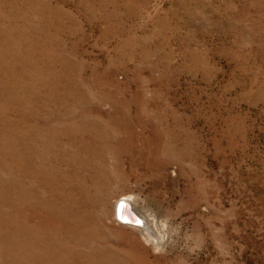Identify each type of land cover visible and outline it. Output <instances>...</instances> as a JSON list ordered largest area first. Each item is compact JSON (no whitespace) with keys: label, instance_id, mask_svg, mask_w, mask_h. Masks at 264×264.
Returning a JSON list of instances; mask_svg holds the SVG:
<instances>
[{"label":"rangeland","instance_id":"obj_1","mask_svg":"<svg viewBox=\"0 0 264 264\" xmlns=\"http://www.w3.org/2000/svg\"><path fill=\"white\" fill-rule=\"evenodd\" d=\"M46 187L83 208L47 264H264V0H0V264Z\"/></svg>","mask_w":264,"mask_h":264},{"label":"bare ground","instance_id":"obj_2","mask_svg":"<svg viewBox=\"0 0 264 264\" xmlns=\"http://www.w3.org/2000/svg\"><path fill=\"white\" fill-rule=\"evenodd\" d=\"M4 62V61H3ZM5 64V63H4ZM48 133V132H47ZM57 134V133H56ZM52 135V133H51ZM49 136V135H48ZM45 137V136H44ZM50 140V138H49ZM38 141V140H37ZM39 143V142H38ZM51 144V143H50ZM37 145V143H36ZM52 145V144H51ZM31 149V148H30ZM32 150V149H31ZM43 150V149H42ZM51 150V149H50ZM56 151V150H55ZM49 152V151H48ZM52 152V150H51ZM41 153V152H40ZM52 154H55L52 152ZM60 154V153H59ZM32 155V154H31ZM42 155V154H41ZM38 156V155H37ZM43 156V155H42ZM60 158V156H59ZM55 160V159H54ZM58 161V160H57ZM64 161V160H63ZM22 162V161H21ZM26 163V162H25ZM29 163V162H28ZM46 164V163H45ZM58 165V164H57ZM60 165V164H59ZM71 165V164H70ZM23 167V166H22ZM74 168V167H73ZM15 169V168H14ZM35 169V168H34ZM33 170V168H32ZM55 170V169H54ZM58 170V169H56ZM60 170V169H59ZM22 171V170H21ZM23 172V171H22ZM27 172V171H26ZM27 174V173H26ZM29 174V173H28ZM50 174V173H49ZM22 176V175H21ZM95 176V175H94ZM38 177V176H37ZM68 177V176H67ZM61 178V177H60ZM48 179V178H47ZM67 179V178H66ZM96 179V178H95ZM25 180V179H24ZM54 180L53 176L50 174V182ZM39 181V180H38ZM37 181V182H38ZM67 181V180H66ZM71 181V180H69ZM33 182V181H32ZM93 182V181H92ZM91 182V183H92ZM26 183V182H25ZM76 183V182H75ZM82 183V182H81ZM100 183V182H99ZM104 183V182H103ZM72 184V182H71ZM48 185H51L50 183ZM89 185V184H88ZM103 186V185H102ZM82 188V186H81ZM94 188V187H93ZM19 189V188H18ZM76 189V188H75ZM20 190V189H19ZM23 190V189H22ZM60 191V190H59ZM72 191V190H71ZM31 192V191H30ZM27 194H29L27 192ZM45 194V193H44ZM46 198L41 202V208L38 210H42L44 212V218L42 219V224L44 226V229H36L31 228V223L33 222V216L35 213L32 212V208L29 210H25L23 206L22 195L20 193L17 194L16 202L14 203V228H15V236H16V244H15V256L24 262V264H47L48 261H52L54 258H56V252H61V254L67 253V247L64 246L61 242L62 239L60 236L63 234L69 232L72 227L71 223L76 224L78 221V215L80 214L81 219V211L82 207H76L75 209L69 207V206H57L56 202L60 201L63 203H68L69 198L64 196H58V194H54L51 190H47L46 187ZM67 194V193H66ZM31 195V193H30ZM24 196V195H23ZM35 196V194H34ZM91 196V195H90ZM94 196V195H93ZM97 196V195H96ZM76 197V194H75ZM99 197V196H98ZM33 198V196L31 197ZM44 198V197H43ZM15 199V198H14ZM42 200L41 198H39ZM81 199V198H80ZM79 199V200H80ZM29 201L30 199H26ZM89 200V199H88ZM99 201V200H98ZM102 201V199H101ZM31 202V200H30ZM29 202V203H30ZM33 202V201H32ZM71 202V201H70ZM74 202V201H73ZM83 202V201H82ZM91 202V201H90ZM103 202V201H102ZM101 202V203H102ZM59 203V202H58ZM80 203V202H79ZM97 203V202H95ZM70 204V203H69ZM77 204V203H76ZM98 204V203H97ZM34 205V204H33ZM96 205V204H95ZM116 205L118 206L117 210L114 212L117 220L124 225L130 226L132 228H138L143 231V234L146 233L147 236L151 239V241H156L155 239V233H154V222L153 219L148 218V216L144 215V213L138 211L137 207L133 203L132 198H125L122 200H119ZM73 206V205H71ZM81 206V205H80ZM88 206V205H87ZM90 206V205H89ZM102 206V205H101ZM116 206V207H117ZM75 207V206H74ZM96 207V206H95ZM98 207V205H97ZM121 209V210H119ZM37 210V211H38ZM89 210V209H88ZM36 211V210H35ZM86 211V210H85ZM133 213H132V212ZM87 212V211H86ZM85 212V213H86ZM89 212V211H88ZM93 212V210H92ZM38 213V212H37ZM91 213V212H90ZM87 214V213H86ZM93 215V214H92ZM42 216V215H41ZM4 217V216H3ZM2 217V218H3ZM83 217V216H82ZM85 217V216H84ZM39 218V217H38ZM37 218V219H38ZM94 218V216H93ZM6 219V218H5ZM86 219V218H85ZM2 221V220H1ZM8 222V221H7ZM86 222V221H84ZM94 222V221H92ZM6 223V222H5ZM91 223V222H90ZM83 225L82 223H80ZM94 224V223H93ZM3 225V224H2ZM6 225H8L6 223ZM37 225V224H36ZM80 225V226H81ZM87 225V224H86ZM95 225V224H94ZM76 226V225H75ZM74 226V227H75ZM92 226V225H91ZM78 227V226H76ZM75 227V228H76ZM95 227V226H94ZM4 228V227H3ZM75 228H73L75 230ZM8 229V227H7ZM80 230V229H79ZM9 231V230H7ZM33 231L36 233V238L33 236ZM90 231V230H89ZM13 232V231H12ZM71 232V231H70ZM81 232V231H80ZM74 233V231H73ZM84 233V232H83ZM76 234V233H75ZM78 234V232H77ZM80 234V233H79ZM88 234V233H87ZM91 235V233H90ZM67 236V235H66ZM84 236V235H83ZM89 237V236H87ZM92 237V236H91ZM1 238V237H0ZM64 238V237H63ZM72 238V237H71ZM75 239V238H74ZM86 239V238H85ZM159 239V238H158ZM1 240V239H0ZM80 240V239H76ZM89 240H91L89 238ZM94 240V239H93ZM103 240V239H102ZM160 240V239H159ZM74 241V240H73ZM105 241V240H104ZM72 242V241H71ZM84 242V241H83ZM159 242V241H158ZM67 243V242H66ZM89 243V241L87 242ZM86 243V244H87ZM78 244V243H77ZM90 244V243H89ZM71 245V244H70ZM66 247V248H65ZM69 247V246H68ZM73 247V246H72ZM75 247V246H74ZM93 247V246H92ZM102 247V246H101ZM106 247V246H105ZM70 248V247H69ZM14 249V248H13ZM71 249V248H70ZM74 249V248H72ZM93 249V248H92ZM97 249V248H96ZM99 249V248H98ZM101 249V248H100ZM105 249V248H104ZM112 249V248H111ZM110 249V250H111ZM79 250V249H78ZM106 250V249H105ZM14 251V250H13ZM11 251V253H14ZM45 251V252H44ZM70 251V250H69ZM81 251V250H80ZM79 251V252H80ZM96 251V250H95ZM114 251V250H113ZM112 251V253H113ZM75 252V251H74ZM77 252V251H76ZM92 252V251H91ZM82 253V252H81ZM75 254V253H74ZM85 254V253H84ZM83 254V255H84ZM77 257L78 255L85 259L82 254L76 253ZM75 256V255H74ZM74 256H71V259L74 260ZM118 256V255H116ZM76 257V258H77ZM106 257V255H105ZM104 257V258H105ZM109 258V257H108ZM107 258V259H108ZM15 260V259H14ZM65 260V259H64ZM16 261V260H15ZM81 261V260H79ZM86 261V260H85ZM106 261V260H105ZM113 261V260H112ZM83 262V261H82ZM20 263V262H19ZM72 263V262H71ZM95 263V262H94ZM100 263V261H99ZM16 264V263H15ZM18 264V263H17ZM23 264V263H22ZM107 264V262H106ZM113 264V263H112ZM119 264V263H118Z\"/></svg>","mask_w":264,"mask_h":264},{"label":"water","instance_id":"obj_3","mask_svg":"<svg viewBox=\"0 0 264 264\" xmlns=\"http://www.w3.org/2000/svg\"><path fill=\"white\" fill-rule=\"evenodd\" d=\"M119 210H121V209H119ZM132 212V211H131ZM133 213V212H132Z\"/></svg>","mask_w":264,"mask_h":264}]
</instances>
